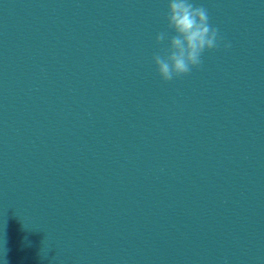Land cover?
I'll return each instance as SVG.
<instances>
[{"label":"clouds","instance_id":"9594fccd","mask_svg":"<svg viewBox=\"0 0 264 264\" xmlns=\"http://www.w3.org/2000/svg\"><path fill=\"white\" fill-rule=\"evenodd\" d=\"M167 27L175 34L161 31L158 44L168 41L167 47L154 54L159 75L165 81L188 74L202 64L205 50L219 47V30L209 24V15L203 6H194L191 0H169L166 14ZM231 47L230 43L224 44Z\"/></svg>","mask_w":264,"mask_h":264},{"label":"water","instance_id":"95a60500","mask_svg":"<svg viewBox=\"0 0 264 264\" xmlns=\"http://www.w3.org/2000/svg\"><path fill=\"white\" fill-rule=\"evenodd\" d=\"M0 264H62L0 151Z\"/></svg>","mask_w":264,"mask_h":264}]
</instances>
